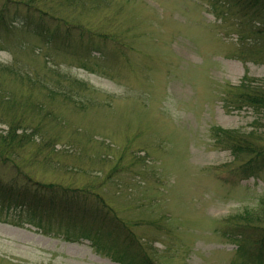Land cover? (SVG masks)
Here are the masks:
<instances>
[{
  "label": "rangeland",
  "instance_id": "1",
  "mask_svg": "<svg viewBox=\"0 0 264 264\" xmlns=\"http://www.w3.org/2000/svg\"><path fill=\"white\" fill-rule=\"evenodd\" d=\"M212 1L109 0L94 15H59L117 36L127 46L125 58L70 51L45 64L26 49L11 47L13 57L0 52V64L16 62V69L41 81L33 85L0 71L1 95L21 104L17 115L24 124L39 126L24 153L42 139L53 144L42 154L48 151L50 166L33 162L25 170L44 183L95 187L156 264H242L237 245L222 231L264 198V174L234 179L226 168L234 164L232 155L212 136L215 127L250 131L252 111L227 113L222 91L244 76L264 79L263 54L256 52L264 51V35L240 46L235 32L248 17L223 1L213 8ZM29 43L35 45L34 38ZM245 50L256 55L236 58ZM61 88L71 89L73 98L49 93ZM28 97L34 114L23 107ZM12 114L0 107L1 131ZM9 214L0 222V264H116L87 240L47 237L10 224L25 215Z\"/></svg>",
  "mask_w": 264,
  "mask_h": 264
},
{
  "label": "trees",
  "instance_id": "2",
  "mask_svg": "<svg viewBox=\"0 0 264 264\" xmlns=\"http://www.w3.org/2000/svg\"><path fill=\"white\" fill-rule=\"evenodd\" d=\"M218 1L225 2L248 17L246 23L237 26V44L246 46L250 40L264 35V0H213L211 6L217 8ZM108 4L109 0H0V52H9L13 57L15 54L11 47L18 53L27 50L34 56H43L45 64L52 62L55 55L70 51L79 55L87 51L92 53L93 50L102 57L112 54L125 58L123 50L127 46L117 36L107 32L97 34L59 16L65 13L94 15L100 8L108 7ZM19 34H23V38H17ZM76 36H79V41H75L79 46L72 50L70 43ZM31 37L35 40L33 46L29 43ZM107 42L113 45V53L108 51ZM256 52L257 55L263 54L260 61L264 63V51L257 49ZM255 55L247 50L246 53H237L236 58L243 61ZM17 59L15 56L18 62ZM15 67L16 62L11 67L0 64V71L16 76L21 82L33 85L41 82L37 75L31 77L29 73ZM76 83L73 81L71 84ZM58 90H65L62 91L64 95L51 90L49 93L51 96L61 95L68 101L74 96L71 89ZM16 100L12 96L3 97L0 89V107L6 106V110L13 113L4 123L7 125L6 130H0V222H7L6 218L11 215L9 213L14 212L19 217L25 215L24 222L27 223L12 221L10 224L29 225L44 236H62L68 242L87 240L96 250L107 252L106 256L113 263L156 264L129 226L105 207L103 197L95 187L65 188L57 183H44L25 170L33 162L50 166L52 163L48 151L45 157L42 154L53 144L50 140L42 139L35 150L24 153L38 135L39 126L33 127L29 122H22L17 115L22 107ZM30 102V97L22 100L27 113L34 114L36 107ZM221 103L227 113L250 109L254 115L248 133L214 128L212 136L216 147L229 152L234 159V164L229 163L226 168L234 179L242 181L264 174V79L244 76L237 86L226 85ZM28 129L30 132H27ZM62 169L59 168V171ZM234 220V223L226 222L222 234L237 245L236 252L247 262L243 261L242 264H264V227L261 225L264 223V198L254 209L244 211Z\"/></svg>",
  "mask_w": 264,
  "mask_h": 264
}]
</instances>
